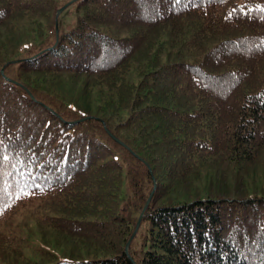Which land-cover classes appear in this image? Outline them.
Wrapping results in <instances>:
<instances>
[{"label": "trees", "instance_id": "1", "mask_svg": "<svg viewBox=\"0 0 264 264\" xmlns=\"http://www.w3.org/2000/svg\"><path fill=\"white\" fill-rule=\"evenodd\" d=\"M0 153V264H264V0H0Z\"/></svg>", "mask_w": 264, "mask_h": 264}, {"label": "rangeland", "instance_id": "2", "mask_svg": "<svg viewBox=\"0 0 264 264\" xmlns=\"http://www.w3.org/2000/svg\"><path fill=\"white\" fill-rule=\"evenodd\" d=\"M73 9L74 5L71 4L69 6H66L61 12H59L57 20L59 23V31L61 33L68 31L74 26L75 14L73 12ZM28 27L29 26H22L23 29H27ZM19 32L23 33L24 31L20 30ZM187 183L188 184L184 188L190 190L192 196L187 197L186 199H195L198 197H205L209 195L228 197L247 196L245 190L248 188V180L245 177L241 178L239 181L234 182L230 178H227V176L225 175L213 173L207 170L199 174L196 178L189 180ZM255 186L258 185L255 184ZM142 230L143 226L140 227L139 233L142 232ZM40 243H42V245L45 247L44 251H48L56 255L57 259L59 260H77L82 258L78 255L84 254V251L67 249L61 245L53 244L52 242L48 243L47 240H42V242ZM33 245V247H35L38 244L33 243ZM35 258L36 256H33L31 257V260H35ZM48 262L49 261H44L43 264H48Z\"/></svg>", "mask_w": 264, "mask_h": 264}, {"label": "water", "instance_id": "3", "mask_svg": "<svg viewBox=\"0 0 264 264\" xmlns=\"http://www.w3.org/2000/svg\"><path fill=\"white\" fill-rule=\"evenodd\" d=\"M65 7H66V5L62 6V7L58 10V13L61 12ZM154 188H155V185H154L153 189H154ZM149 199H150V196L148 197V199H147V201H146V203H145V205H144V208L147 206V204H148V202H149ZM141 216H142V215H140V216L138 217L137 221H136V224H135V227H134V231H133L131 237L129 238V240L127 241V243H126V249H127L128 245H129V243H130V240H131L132 236L135 234V232L137 231V229H138V227H139L140 220H141Z\"/></svg>", "mask_w": 264, "mask_h": 264}, {"label": "snow or ice", "instance_id": "4", "mask_svg": "<svg viewBox=\"0 0 264 264\" xmlns=\"http://www.w3.org/2000/svg\"><path fill=\"white\" fill-rule=\"evenodd\" d=\"M9 155L6 153H0V161H7L9 160Z\"/></svg>", "mask_w": 264, "mask_h": 264}]
</instances>
